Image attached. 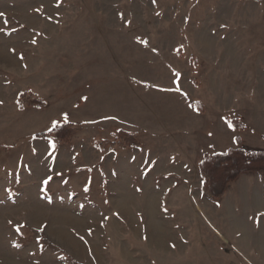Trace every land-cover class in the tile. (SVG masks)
Wrapping results in <instances>:
<instances>
[{"label":"rangeland","instance_id":"rangeland-1","mask_svg":"<svg viewBox=\"0 0 264 264\" xmlns=\"http://www.w3.org/2000/svg\"><path fill=\"white\" fill-rule=\"evenodd\" d=\"M0 13V264H264L229 229L263 214L210 200L199 167L238 136L264 148V0H0ZM63 113L69 143L47 130ZM119 130L139 145L99 146Z\"/></svg>","mask_w":264,"mask_h":264},{"label":"trees","instance_id":"trees-1","mask_svg":"<svg viewBox=\"0 0 264 264\" xmlns=\"http://www.w3.org/2000/svg\"><path fill=\"white\" fill-rule=\"evenodd\" d=\"M43 102L34 95L21 97L20 105L42 106ZM237 129H245V124L238 119L230 121ZM60 126L50 132L52 136L66 143L70 142L71 128L67 123L59 122ZM40 136L43 133L38 134ZM237 147H231L225 152L207 153L200 163L202 176V191L212 201L219 202L227 194L229 186L236 182L242 174L259 173L264 178V148L246 150L242 147L241 137L236 138ZM116 146L130 148L139 145L134 134L119 130L114 141H101L99 146Z\"/></svg>","mask_w":264,"mask_h":264},{"label":"crops","instance_id":"crops-1","mask_svg":"<svg viewBox=\"0 0 264 264\" xmlns=\"http://www.w3.org/2000/svg\"><path fill=\"white\" fill-rule=\"evenodd\" d=\"M240 181L247 183L246 191L243 188L239 189ZM252 181L254 185H252ZM233 184H235V187L233 189L230 187L224 201H220L224 203L223 209H247V212L251 214L261 212L264 217V178L257 173L242 174ZM228 198H233L232 207L228 205ZM229 229L232 231L231 237L235 239L237 237L248 238V241L246 240L247 246L243 245L245 249H242L245 254L248 253L247 259H252V254H256L260 260L264 261V218L259 222L236 223L234 226H230ZM239 230L244 232H239ZM236 243L238 244V242Z\"/></svg>","mask_w":264,"mask_h":264},{"label":"snow or ice","instance_id":"snow-or-ice-1","mask_svg":"<svg viewBox=\"0 0 264 264\" xmlns=\"http://www.w3.org/2000/svg\"><path fill=\"white\" fill-rule=\"evenodd\" d=\"M56 7H59V4H56ZM3 15H4L3 13H0V17H2ZM0 31H3V29H0ZM33 43H35V41H33ZM177 75H179V74H177ZM177 91H179V89H177ZM0 103H2V102H0ZM63 120H64L65 123L68 122V114L67 113H63ZM59 126H60V124H59V121L58 120H52L51 121V126L47 130L49 132H52L55 129H57ZM229 126L231 127V125H229ZM50 143H51V146L53 148H55V142H50ZM44 183L47 184L48 183V180H45Z\"/></svg>","mask_w":264,"mask_h":264}]
</instances>
